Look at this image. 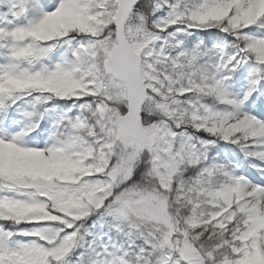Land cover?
I'll return each mask as SVG.
<instances>
[{"label": "snow or ice", "instance_id": "1", "mask_svg": "<svg viewBox=\"0 0 264 264\" xmlns=\"http://www.w3.org/2000/svg\"><path fill=\"white\" fill-rule=\"evenodd\" d=\"M0 264H264V0H0Z\"/></svg>", "mask_w": 264, "mask_h": 264}]
</instances>
